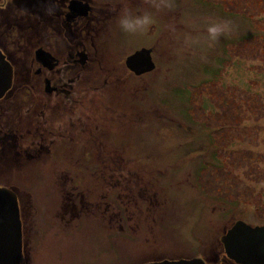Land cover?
<instances>
[{"label": "rangeland", "instance_id": "obj_1", "mask_svg": "<svg viewBox=\"0 0 264 264\" xmlns=\"http://www.w3.org/2000/svg\"><path fill=\"white\" fill-rule=\"evenodd\" d=\"M100 3L99 152L91 140L62 137L56 152L54 143H37L25 156L5 151L0 157V182L18 188L27 205L30 263L144 264L202 256L232 264L223 254L222 231L236 220L264 225V0ZM129 13L150 14L152 23L125 33L118 19ZM30 18L21 20L24 29ZM211 24L223 29L215 40ZM21 45L27 49L30 41ZM142 48H153L154 70L125 73L126 57ZM17 71L0 111L22 126L29 116L11 115L18 109L12 91L25 80ZM141 114L148 122L134 133ZM66 122L76 123L72 116ZM88 126L92 139L94 122ZM143 138L162 158L144 159L139 175L128 173V158L136 155L131 149L140 150ZM146 163L155 176H144ZM110 166L120 173L108 176ZM71 192L78 194L75 209L65 205Z\"/></svg>", "mask_w": 264, "mask_h": 264}, {"label": "flooded vegetation", "instance_id": "obj_2", "mask_svg": "<svg viewBox=\"0 0 264 264\" xmlns=\"http://www.w3.org/2000/svg\"><path fill=\"white\" fill-rule=\"evenodd\" d=\"M101 4L100 0H0V51L12 68L11 86L0 101L8 97H5L8 92L10 95L15 83V69L18 70L17 76L20 73L25 80L18 82L16 85L20 86L12 91L18 109L11 111V115L29 116L20 126L8 119L10 115H3L0 111V157L5 155V151L25 156L28 152L36 151L37 143L40 147H51L53 143L55 147L61 146L62 137L71 136L80 142L91 133L87 130L90 120L94 122L92 147L99 152L97 132L100 124L97 121L101 104L98 91L101 87L95 65L99 64ZM26 14H31L29 22L33 24L24 29L21 20ZM23 40L30 41L27 49L21 45ZM151 49L153 57L154 50ZM124 66L128 74L126 59ZM90 77L93 79L90 80ZM68 116L76 121L71 127L66 122ZM25 141H28L27 146H24ZM63 179L66 182L76 179L80 182L77 177L65 176ZM106 182L112 183V179L108 178ZM0 187L10 188L17 196L22 236L19 264H31L24 239L25 227L31 224V221L24 220L27 205L25 202L22 204V194L18 193V188L16 190L3 180ZM70 195L74 198H69L71 203L65 205L75 209L78 194L71 192ZM80 195L81 203L83 193ZM96 203L101 206V202ZM200 257L204 264H212V260L206 261ZM226 258L232 264H239Z\"/></svg>", "mask_w": 264, "mask_h": 264}, {"label": "water", "instance_id": "obj_3", "mask_svg": "<svg viewBox=\"0 0 264 264\" xmlns=\"http://www.w3.org/2000/svg\"><path fill=\"white\" fill-rule=\"evenodd\" d=\"M151 48H142L126 58L129 70L136 74L151 71ZM12 82V68L0 51V98ZM225 255L239 264H264V225H249L236 220L220 237ZM22 250L18 200L13 190L0 187V264H19ZM144 264H204L198 257L160 260Z\"/></svg>", "mask_w": 264, "mask_h": 264}, {"label": "trees", "instance_id": "obj_4", "mask_svg": "<svg viewBox=\"0 0 264 264\" xmlns=\"http://www.w3.org/2000/svg\"><path fill=\"white\" fill-rule=\"evenodd\" d=\"M154 55V54H153ZM152 59H153V57H152ZM154 61V60H153ZM154 63H155V61H154ZM155 68V67H154ZM154 68L151 70V71H153L154 70ZM129 71V70H128ZM130 72V71H129ZM121 115H124V114H121ZM129 115V114H128ZM126 116V115H125ZM140 117V118H139ZM139 117H136V119H135V122H134V124H133V126L131 127V131L132 132H134V133H139V131H140V129H139V127H141L142 126V121L143 122H148V119L143 115V114H141ZM141 119V120H140ZM171 119V122H173V123H177L176 122V120L174 119V118H170ZM150 121H151V118H150ZM142 132H146V131H142ZM143 137H145V133L143 134ZM90 138H86L85 140H89ZM91 140V139H90ZM134 141H136V139L134 138ZM142 144L141 145H139V146H142V148L139 150V149H134L135 147H133V149H131V152H134V154H136L135 155V157H130V158H128V173H134V172H136L135 171V169H137V173H138V175H139V171H140V166H142V163H140L141 161H143L144 159L146 160V162H147V160H148V158L149 157H158V158H162V157H160V153L159 152H157V151H154L153 149H151V146H150V143L147 141V140H145L144 138L142 139ZM135 145H137L136 143H135ZM140 155V156H139ZM140 157H142L143 159L142 160H140ZM134 163L136 164V163H140L139 165H138V167H136V166H134ZM147 165H146V167H143L142 169H144V176L146 177V175H148V176H150L151 177V174L153 173L152 171H153V165H152V163H150V164H148V163H146ZM108 168V167H107ZM145 169L147 170V171H145ZM116 170H118L117 172H119L120 173V168L119 167H113V166H110V172L108 171V176H114V174H116L117 172H116ZM162 174V173H161ZM156 174H154L153 173V176H155ZM162 176V175H161ZM115 178H118V177H115ZM129 179H131L132 180V178L131 177H129L128 176V180ZM113 183V182H112ZM112 183H109V182H106V184H110L111 186L109 187V188H111L112 187ZM132 184L133 185H135V184H137V182L134 180V181H132ZM151 203V202H150ZM225 232V230H223L222 231V234ZM221 244V243H220ZM221 246H222V244H221ZM223 249V248H222ZM224 254V253H223Z\"/></svg>", "mask_w": 264, "mask_h": 264}, {"label": "clouds", "instance_id": "obj_5", "mask_svg": "<svg viewBox=\"0 0 264 264\" xmlns=\"http://www.w3.org/2000/svg\"><path fill=\"white\" fill-rule=\"evenodd\" d=\"M118 23L125 33H136L147 29L148 25L152 23L150 14L145 13L142 16H133L130 13L119 17ZM211 39L215 40L220 32L223 31L222 27L218 24H211L207 29Z\"/></svg>", "mask_w": 264, "mask_h": 264}, {"label": "bare ground", "instance_id": "obj_6", "mask_svg": "<svg viewBox=\"0 0 264 264\" xmlns=\"http://www.w3.org/2000/svg\"><path fill=\"white\" fill-rule=\"evenodd\" d=\"M71 138V140L74 142V143H76V139L73 137H67V139H70ZM61 148V146L59 145V146H57V147H55V152L56 151H58L59 149ZM223 235V234H222ZM222 248H223V245H222ZM223 253H224V255H225V252H224V249H223ZM226 256V255H225Z\"/></svg>", "mask_w": 264, "mask_h": 264}]
</instances>
